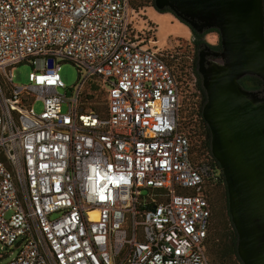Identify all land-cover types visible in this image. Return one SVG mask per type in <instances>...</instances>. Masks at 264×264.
I'll return each instance as SVG.
<instances>
[{"label":"built area","instance_id":"2783aa9c","mask_svg":"<svg viewBox=\"0 0 264 264\" xmlns=\"http://www.w3.org/2000/svg\"><path fill=\"white\" fill-rule=\"evenodd\" d=\"M131 11L0 0V244L18 249L2 264H210L214 168L191 158L179 82ZM22 62L32 70L16 84ZM97 91L102 111L87 103Z\"/></svg>","mask_w":264,"mask_h":264},{"label":"water","instance_id":"95a60500","mask_svg":"<svg viewBox=\"0 0 264 264\" xmlns=\"http://www.w3.org/2000/svg\"><path fill=\"white\" fill-rule=\"evenodd\" d=\"M194 33L215 29L220 50L197 51L196 71L205 92L202 117L210 152L224 178L227 209L242 264H264V13L263 0H153ZM260 88L241 85L244 76Z\"/></svg>","mask_w":264,"mask_h":264},{"label":"rangeland","instance_id":"374dc122","mask_svg":"<svg viewBox=\"0 0 264 264\" xmlns=\"http://www.w3.org/2000/svg\"><path fill=\"white\" fill-rule=\"evenodd\" d=\"M130 21L140 31L141 37L150 41L147 44L158 47L164 53L166 62L173 66L175 71L181 75L182 94L183 96L185 95L183 97L181 114L187 121H196L201 94H199L197 76L193 71L195 47L192 42L191 29L171 11L167 9L162 11L157 10L153 6L152 1L149 6L132 9ZM203 38L211 45L219 43V34L215 30L206 32ZM31 70V65L26 62L17 64L12 69L13 82L16 84L28 83L27 75ZM60 76L66 86H72L77 80V67L68 61L61 62ZM105 96V92L97 91L90 101L89 99L87 100V103H92L98 110L102 111ZM34 108L36 111H39L41 104L36 102ZM142 193H147V189H143ZM207 194L211 210L213 207L218 211L217 216L211 219L209 231L212 227H215L222 232L227 222L228 213L225 186L213 187L210 191L208 190ZM0 246V254H4L0 258V264L9 261L17 254L18 249L13 246L6 247L2 244ZM208 258L210 264H213L209 254ZM215 264L225 263L219 260Z\"/></svg>","mask_w":264,"mask_h":264},{"label":"trees","instance_id":"16d2710c","mask_svg":"<svg viewBox=\"0 0 264 264\" xmlns=\"http://www.w3.org/2000/svg\"><path fill=\"white\" fill-rule=\"evenodd\" d=\"M151 1L153 3V0H128V3L132 9H138L141 7L149 6ZM263 13H264V0H263ZM211 30H215V29H210L208 31H211ZM217 45H219V43ZM164 60L166 62L165 55H164ZM196 60H197V55H196V52H194L193 71L197 76L199 94H201V97H200L201 101L199 103V108L197 111V119L194 122L193 121L190 122L189 120L187 121L186 118L181 114L182 105H183L182 102L184 100L183 97H185V95L183 96L182 94L181 75L177 71H175V68L173 66H171L170 64H168V62H166V64L172 70V73L174 74V76L177 78L179 82V87H180V106L178 110V115H179L178 128L189 140L191 158L194 161H198L199 159L207 160L214 168V173L206 179L205 185H204V194L207 197V200L210 206V222H209L208 233H207V238H206L207 253L210 255L211 261L213 264H215L219 260H222L225 264H242L236 252L237 235L233 227V224L230 220L229 213H227V222L224 227V231L221 232L215 227H212V229L209 231V228L211 225V219L217 216L218 211L217 209L213 207L211 210V205H210L207 193H208V190L210 191V189H212L213 187L220 186V185L225 186V183H224V178L221 173L220 167L217 161L211 155L210 144H209L210 131L201 114L202 106L205 101V92L202 86H200L201 85L200 77L196 71ZM239 82L245 88H250V89L260 88L263 84L262 81L258 77L249 76V75L242 77L239 80ZM226 198H227V195H226ZM227 212H228V209H227Z\"/></svg>","mask_w":264,"mask_h":264},{"label":"flooded vegetation","instance_id":"af4514ba","mask_svg":"<svg viewBox=\"0 0 264 264\" xmlns=\"http://www.w3.org/2000/svg\"><path fill=\"white\" fill-rule=\"evenodd\" d=\"M203 34V35H202ZM201 35V36H200ZM205 34L204 33H193L192 32V42L193 44L195 45V52H196V55H197V51L200 47L203 46V44H206L208 47L205 48L207 54H206V59L207 60H212L214 59V56L211 54L212 51H217V50H220V46L219 45H211L209 43H207L203 36Z\"/></svg>","mask_w":264,"mask_h":264}]
</instances>
